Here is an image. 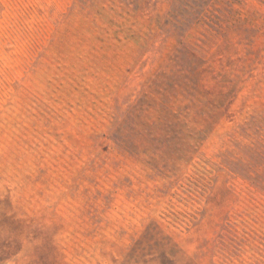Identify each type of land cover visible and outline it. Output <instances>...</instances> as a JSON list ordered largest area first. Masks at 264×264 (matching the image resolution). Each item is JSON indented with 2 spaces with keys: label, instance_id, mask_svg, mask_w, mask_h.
<instances>
[{
  "label": "rangeland",
  "instance_id": "obj_1",
  "mask_svg": "<svg viewBox=\"0 0 264 264\" xmlns=\"http://www.w3.org/2000/svg\"><path fill=\"white\" fill-rule=\"evenodd\" d=\"M0 264H264V0H0Z\"/></svg>",
  "mask_w": 264,
  "mask_h": 264
}]
</instances>
